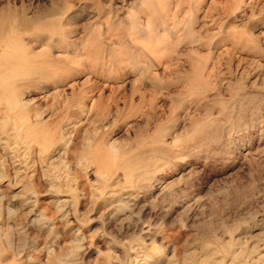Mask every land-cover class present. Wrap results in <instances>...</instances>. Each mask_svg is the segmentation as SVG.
<instances>
[{"label": "rangeland", "instance_id": "1", "mask_svg": "<svg viewBox=\"0 0 264 264\" xmlns=\"http://www.w3.org/2000/svg\"><path fill=\"white\" fill-rule=\"evenodd\" d=\"M0 22V264H264V0Z\"/></svg>", "mask_w": 264, "mask_h": 264}, {"label": "bare ground", "instance_id": "2", "mask_svg": "<svg viewBox=\"0 0 264 264\" xmlns=\"http://www.w3.org/2000/svg\"><path fill=\"white\" fill-rule=\"evenodd\" d=\"M5 29H8V28H6V25H5V23H3V22H0V31H3V30H5ZM89 159V158H88ZM68 200V199H67ZM63 202L62 203H65L66 202V199H64V200H62ZM61 203V202H60Z\"/></svg>", "mask_w": 264, "mask_h": 264}]
</instances>
